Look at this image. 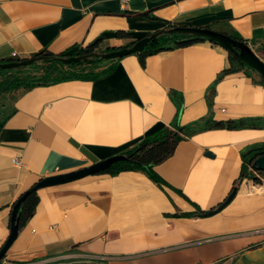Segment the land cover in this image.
<instances>
[{"label": "crops", "instance_id": "crops-1", "mask_svg": "<svg viewBox=\"0 0 264 264\" xmlns=\"http://www.w3.org/2000/svg\"><path fill=\"white\" fill-rule=\"evenodd\" d=\"M174 27L236 37L264 61V0H0V64L97 42L119 48L118 32L140 40ZM230 55L205 40L144 63L138 53L107 61L99 71H113L94 81L0 93V249L17 200L42 179L122 155L166 128L257 124L181 141L154 168L163 186L130 171L39 190L0 264H264V186L241 180L243 153L264 148V80ZM234 188L220 212L193 216Z\"/></svg>", "mask_w": 264, "mask_h": 264}, {"label": "trees", "instance_id": "trees-1", "mask_svg": "<svg viewBox=\"0 0 264 264\" xmlns=\"http://www.w3.org/2000/svg\"><path fill=\"white\" fill-rule=\"evenodd\" d=\"M157 34L158 36L146 47V49L138 53L143 63L147 57L156 55L162 51L185 48L196 43L209 40L180 34L169 35L165 31L159 32ZM117 36L119 39L125 41L124 46H121L119 48H110L104 47L102 45V42H97L87 47H80L76 52L53 54L47 50H42L39 53L35 54L33 56V59H36V62H41L47 66L44 75L37 79L10 77L1 80L0 93H8L22 88L25 90H29L37 86L54 85L66 81H94L102 75L109 74L113 71V68L99 71L100 67L107 62L102 60L100 56L112 51H117L121 48L131 47L137 41H139L133 39L129 34L125 32H118ZM233 38L237 39L236 37ZM211 43L219 45L214 41H211ZM81 56L87 57V60L70 65H65L59 61V59ZM230 56L233 62L240 63L246 66V64L239 60L234 54H231ZM66 67L69 69L68 72H65ZM4 71L7 70H0V72ZM2 127L3 125H0V130L2 129ZM256 127L257 124L255 119H240L228 122H215L209 118L203 123H196L188 127L175 126L173 128H166L150 136H147L139 145L122 154L127 158L125 161L114 164L109 170L101 174L115 176L123 172H143L147 174L155 183L163 186L165 185V182L155 172L154 168L170 158L174 154L177 145L181 141L194 135L197 132L205 130H238ZM263 149L264 148L258 147L243 153L244 165L241 180L249 179L253 180L255 183H260V180L257 179L251 172H249V169H253V160L263 153ZM259 173L264 176V173ZM234 190H236V188L233 189L231 194L234 192ZM38 203V193L34 192L22 205L20 209V230L34 216ZM203 214L204 212L197 208V212L193 214V216H201Z\"/></svg>", "mask_w": 264, "mask_h": 264}, {"label": "water", "instance_id": "water-1", "mask_svg": "<svg viewBox=\"0 0 264 264\" xmlns=\"http://www.w3.org/2000/svg\"><path fill=\"white\" fill-rule=\"evenodd\" d=\"M169 35L180 34L186 36H193L195 38L209 39L210 41H214L217 44L221 45L225 49H227L231 54H234L239 60L243 63L254 69L258 72L264 80V61L253 51V49L246 43L234 39L233 37L224 34L222 32H218L209 28H185V27H174L167 31H165ZM158 36V34H153L149 37L140 39L131 47L121 48L117 51H112L107 54L101 55V59L104 61H114L118 60L130 55H134L140 53L146 49V47ZM99 56V55H96ZM87 60V57H71L65 59H59V61L65 65H70L74 63H79L81 61ZM36 59L22 60V61H13L9 63L0 64V70H8V69H17L28 67L34 63H36ZM262 154L256 157L253 160L252 167L255 171L264 173V149L262 150ZM127 158L123 155L115 156L109 158L107 160L100 161L95 163L89 167L80 169L78 171L59 175L52 176L45 179L40 180L37 184L28 189L22 196L17 200L11 217V229L10 234L4 245L0 249V262L6 257L7 253L17 240L20 232V209L22 205L25 203L27 198L34 192H38L41 189L55 187L60 185H65L68 183H72L75 181L82 180L89 176H94L101 174L107 170H109L114 164L125 161ZM237 190L228 197V199L216 210H212L203 214L204 217H211L222 209H224L236 196Z\"/></svg>", "mask_w": 264, "mask_h": 264}, {"label": "rangeland", "instance_id": "rangeland-1", "mask_svg": "<svg viewBox=\"0 0 264 264\" xmlns=\"http://www.w3.org/2000/svg\"><path fill=\"white\" fill-rule=\"evenodd\" d=\"M254 51V50H253ZM256 53V52H255ZM260 57V54H257ZM80 68V67H79ZM47 66L41 62H36L28 67L8 69L7 71L0 72V81L10 77H20L24 79L28 78H40L44 75ZM68 68H65V72H68ZM73 264H105L102 260L83 259L78 263Z\"/></svg>", "mask_w": 264, "mask_h": 264}, {"label": "built area", "instance_id": "built-area-1", "mask_svg": "<svg viewBox=\"0 0 264 264\" xmlns=\"http://www.w3.org/2000/svg\"><path fill=\"white\" fill-rule=\"evenodd\" d=\"M15 164L17 165V166H20L21 164H20V162H18V161H15ZM250 172L257 178V179H259L260 180V183H255L253 180V182L255 183V184H257V185H261V186H264V176L263 175H261L259 172H257V171H255L254 169H250Z\"/></svg>", "mask_w": 264, "mask_h": 264}]
</instances>
